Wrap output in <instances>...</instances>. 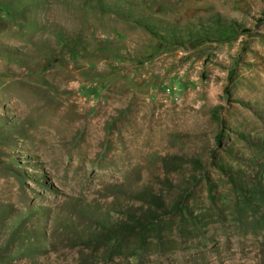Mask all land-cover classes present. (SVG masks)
Returning a JSON list of instances; mask_svg holds the SVG:
<instances>
[{
    "label": "rangeland",
    "instance_id": "rangeland-1",
    "mask_svg": "<svg viewBox=\"0 0 264 264\" xmlns=\"http://www.w3.org/2000/svg\"><path fill=\"white\" fill-rule=\"evenodd\" d=\"M0 264H264V0H0Z\"/></svg>",
    "mask_w": 264,
    "mask_h": 264
},
{
    "label": "trees",
    "instance_id": "trees-1",
    "mask_svg": "<svg viewBox=\"0 0 264 264\" xmlns=\"http://www.w3.org/2000/svg\"><path fill=\"white\" fill-rule=\"evenodd\" d=\"M220 138V137H219ZM135 221V220H134ZM136 222V221H135Z\"/></svg>",
    "mask_w": 264,
    "mask_h": 264
}]
</instances>
